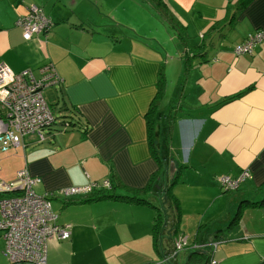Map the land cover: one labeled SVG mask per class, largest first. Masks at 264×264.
<instances>
[{
	"label": "crops",
	"instance_id": "crops-1",
	"mask_svg": "<svg viewBox=\"0 0 264 264\" xmlns=\"http://www.w3.org/2000/svg\"><path fill=\"white\" fill-rule=\"evenodd\" d=\"M164 1L185 34L191 30L192 37L201 38L192 46L205 57L192 54L187 64L181 57H167L168 51L151 42L159 37L171 42L167 27L149 13L155 28L148 29V12H141L136 0H0V63L14 72L31 68L36 76L38 68L51 63L61 78L43 91L54 116L50 129L42 132L44 140L27 133L23 146L0 154V179L10 181L27 168L40 179L35 192L53 194L57 222L71 224L68 238L48 241L47 264H161L179 228L184 233L191 227V214L198 221L194 242L172 253L168 264H193L192 255H202L204 263L212 258L216 264H264V204H250L264 198V39L251 54L234 51L248 33L264 31V0H250L241 9L239 0ZM34 3L53 26L46 37L41 33L25 40L16 20ZM219 32L224 35L217 38ZM163 64L166 70L175 67L178 78L188 67L187 80H177L165 101L169 115L159 112L153 137L159 145L170 129L168 179L159 174L157 186L144 192L153 204L104 197L132 194L159 168L146 113L157 95L160 70L166 74ZM248 87L242 96L218 105ZM173 97L178 99L170 107L174 112L168 107L176 103ZM178 167L170 188L179 204L176 223L165 189ZM244 172L237 189H223L221 176ZM105 178L110 190L58 194ZM191 199L194 211L191 204L184 206ZM159 212L161 241L153 242ZM186 213L190 216L183 223ZM3 240L0 233V264H11ZM213 240H219L216 249L209 246Z\"/></svg>",
	"mask_w": 264,
	"mask_h": 264
},
{
	"label": "built area",
	"instance_id": "built-area-1",
	"mask_svg": "<svg viewBox=\"0 0 264 264\" xmlns=\"http://www.w3.org/2000/svg\"><path fill=\"white\" fill-rule=\"evenodd\" d=\"M16 25L22 30L23 38L30 40L41 33L46 37L53 22L42 7L30 4L27 12L17 18ZM263 39L264 31L250 32L234 51L251 54L254 46ZM60 81L51 63L38 68V76L31 68L14 72L0 63V154L11 147L23 146V137L27 133H36L38 142L44 140L42 132L53 123L54 116L43 91ZM63 124L68 126L69 122ZM246 176L247 172L236 178L223 175L219 182L224 190H235ZM39 181L25 167L19 169L10 181L0 179V233L5 242V255L11 264H47L48 241L70 236L71 224L58 223V216L52 211L50 197L53 194L39 195L35 192L34 187ZM111 188L110 179L105 178L100 182L60 190L58 194L63 197L86 195L96 189ZM210 242L209 246L216 249L219 240ZM185 248L186 238L176 237L173 255ZM194 248L199 249L200 246L195 245ZM202 264H216V261L209 258Z\"/></svg>",
	"mask_w": 264,
	"mask_h": 264
},
{
	"label": "trees",
	"instance_id": "trees-1",
	"mask_svg": "<svg viewBox=\"0 0 264 264\" xmlns=\"http://www.w3.org/2000/svg\"><path fill=\"white\" fill-rule=\"evenodd\" d=\"M249 1L250 0H239V2H238L239 8L238 9H241ZM150 2L152 3V5H154V10L157 12V14L166 23H168L170 26H172L178 32L179 36L183 37L185 42H187V40L185 38L186 35H185L184 26L180 22H178L175 19V17L172 15V13L168 10V8L166 7V2L164 0H150ZM194 54H195V52H193V55ZM198 56L200 58L205 57V53L202 52L201 54H198ZM187 68L188 67H185L184 72H186ZM164 86H165L164 85V75H163V72L161 69L160 73H159L157 95L154 98L153 102L151 103L148 112L146 113L147 125H148V135L150 138L151 149H152L153 155L155 156V158L158 161L159 168L150 177V179L147 182V184L145 185V187L140 188V189H136L135 191H133L132 194H128V195L106 194V195H103L104 197L121 199V200L128 201V202H136V203L147 202L149 204H153L152 202L143 198L144 192L151 190L154 185L157 186L156 180H157V177L159 174H160L159 176H161L162 174L165 175L168 179V172L170 170L169 162L171 160L170 129H168V131L165 133V136L159 145H155L154 138H153L154 135L156 134V132H158L157 127H158V118H159V112H160V109H158V107L160 106V104L163 103V100H164V97H163L164 91H165ZM249 89H250V87L223 98L222 101L220 103H218V105L225 104L229 101H232V100L242 96ZM66 121L67 120H63V122H66ZM170 121H171V119H170ZM169 126H170V124H169ZM180 171H181V167H178V170L175 173V175L172 178H170V180H167V188L165 189V193H167V199L170 202L169 209L174 213L176 223L180 219L179 204H178L176 198L174 197V195L171 193L170 188L176 182V179H177L178 175L180 174ZM250 204L251 205L252 204L253 205L254 204H256V205L257 204H260V205L264 204V198L258 202H250ZM156 207H158V206H156ZM157 209H161V208H157ZM160 215L161 214L159 212L157 214L156 220L153 224V242H160L161 241V229H162L161 224H162V222L160 221ZM192 258L193 259H191V260L194 261L193 264L204 263L202 255H192Z\"/></svg>",
	"mask_w": 264,
	"mask_h": 264
},
{
	"label": "rangeland",
	"instance_id": "rangeland-1",
	"mask_svg": "<svg viewBox=\"0 0 264 264\" xmlns=\"http://www.w3.org/2000/svg\"><path fill=\"white\" fill-rule=\"evenodd\" d=\"M136 1L139 4H141V8H140L141 12H143V11H147L148 12V15H149V17L147 18L148 19V21H147L148 29L153 31L154 28H155L153 23H152L153 19L151 18V15L149 14V13H152V14H154L156 16V18L158 19L160 24L165 25L167 27V29H164V31L169 37H171L173 39V40H170L171 42H168L165 39V37H159L158 43L151 41L153 45H157L160 49H162L164 54L166 53L165 51H168V56L167 57H172V58L181 57V59H183L184 63H186V64H187V61H188V57L190 55H192L193 52H195L194 56H196V57L198 56L197 48L192 46V44L195 45L196 43L200 44L202 42L201 38L198 37V34H196L195 36L192 37L191 36V30H188L187 34H185L186 36L184 35L186 40H187V42H185L183 37L179 36L178 32L172 26H170L168 23H166L157 14V12L154 10V5H152L150 0H136ZM131 2L133 4V6L135 7L136 5L134 4V1H131ZM144 3H146V4H144ZM36 5H39V4H36ZM39 6L42 7L41 5H39ZM50 7L47 8L48 12H49V10H51ZM54 11H56L55 8L53 10V13H54ZM141 17L145 18L146 16L145 15H141ZM208 48L209 47L206 45V50H205L206 52L208 51ZM189 59H191V58H189ZM163 66H164L163 67L164 74L166 73L165 74L166 76L164 75V84H165V86H164L165 87V91L164 92L166 93V95H164L165 99H164L163 103L160 104L158 109L161 110L160 113H162V109H163V113L162 114H165L166 116H168L169 115V111H168V109L164 108V106L166 105L165 101L167 100V97L173 95V92H174V89H175V86H176V81L179 80L180 83H182L183 81L187 80L188 74L186 72L182 71L181 77L178 78L179 71H177L175 69V67L174 68L172 67V68H169V70H166V66L164 64H163ZM178 69H179V66H178ZM165 70H166V72H165ZM173 98H175V97H173ZM174 101H176V103L172 104L171 106H169L170 104L168 105L169 109L172 112H174L175 109L174 108H170V107H176L178 99L175 98ZM4 113H5V110H4ZM161 121H160V124H161ZM167 122H170V119H167ZM158 125H159V123H158ZM160 131H162V130H160ZM184 171H185V169H184ZM179 184L182 185V183H179ZM39 195H41V194H39ZM195 201H196L197 204L199 203L198 200L195 199ZM185 204H191V211L195 207V204L193 203L192 199H191V202L184 203V206H185ZM53 213L55 215H58V210L53 209ZM155 215L156 214L154 213V216ZM154 216H153V219H154ZM187 216H190V215L188 213H186L184 215L183 223H185V218ZM179 229H180V233L176 237L178 238L180 236H184L186 238V247H190L192 245V242H194L195 235H196V233L198 231V221H196V219L194 218L193 214H191V227L187 228L184 233H183L184 230H183L182 227L179 228ZM199 234L203 235V231H200ZM176 237L174 238V241H175ZM3 242H4V240H3ZM139 242H145V241L142 240V241H139ZM146 242H152V241L149 240V241H146ZM173 252H174V243H173V249H172V252H171L170 256L167 257L166 259H164L163 262H161V264H168L167 261L169 260V258L171 257Z\"/></svg>",
	"mask_w": 264,
	"mask_h": 264
},
{
	"label": "water",
	"instance_id": "water-1",
	"mask_svg": "<svg viewBox=\"0 0 264 264\" xmlns=\"http://www.w3.org/2000/svg\"><path fill=\"white\" fill-rule=\"evenodd\" d=\"M223 35H224V33L219 32V33L217 34V38H220V37H222ZM190 57H191V56H190ZM50 127H51V124L47 126V128H49V129H50ZM202 247H203V246H201L199 249H201Z\"/></svg>",
	"mask_w": 264,
	"mask_h": 264
}]
</instances>
